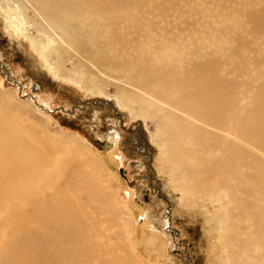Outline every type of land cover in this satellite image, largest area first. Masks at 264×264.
I'll return each mask as SVG.
<instances>
[{"label":"bare ground","instance_id":"6f19581e","mask_svg":"<svg viewBox=\"0 0 264 264\" xmlns=\"http://www.w3.org/2000/svg\"><path fill=\"white\" fill-rule=\"evenodd\" d=\"M0 8L36 30L44 48L35 52L54 74L88 94L113 85L119 107L155 121L183 206L220 203L208 225L225 228L221 264H264V0H0ZM238 23L262 44H240ZM33 111L0 91V228L37 236L48 258L10 250L0 264H145L130 249L135 220H121L113 185L89 168L90 147L52 135L46 121L27 123ZM151 249L165 250L154 238Z\"/></svg>","mask_w":264,"mask_h":264},{"label":"rangeland","instance_id":"374dc122","mask_svg":"<svg viewBox=\"0 0 264 264\" xmlns=\"http://www.w3.org/2000/svg\"><path fill=\"white\" fill-rule=\"evenodd\" d=\"M203 1L210 3V0ZM6 12V8L0 10L1 93L34 107L33 118L27 119L28 122L18 115L16 118L32 122L33 126H36L35 122L40 124L46 121L52 135L56 132L78 135L90 147L93 160H89V168L99 174L103 184L113 185L117 200L125 207L119 212L121 220L131 218L138 225H135L136 232L130 249L136 254L139 263L221 264L219 257L223 255V242H220V238L225 228L220 226L221 231L220 227L211 228L208 225L209 220L219 214L220 203L210 197L198 208L187 209L183 206L182 192L175 190L172 176L162 159L155 121L134 118L128 110L119 107L116 99L111 97L117 93L113 85L106 86L107 95L88 94L78 83L54 74L36 53L44 48L38 41L43 39L34 28L19 25L22 20L17 14L6 19ZM229 17L235 19L236 14L229 13ZM212 21L209 19L207 23ZM235 32L242 45L251 43L256 47L263 42V37H257L252 42L242 37V25L239 23L235 26ZM32 41L36 43L35 49ZM249 50L244 55L251 54L252 57L254 54L248 53ZM67 67L70 69V64ZM81 76V71H73V78ZM94 84L91 82L89 86ZM33 88L37 90L36 97L27 98V95H34ZM37 105L44 110H39ZM106 145L110 147L109 150ZM121 155L122 161L118 158ZM130 190L132 195L128 193ZM48 193L53 192L50 190ZM4 197L0 193V226L7 215V206L2 199ZM168 209L174 212L173 225L169 222ZM148 212L149 218H146ZM178 220L184 221V224L178 225ZM17 227V223H14L13 228ZM34 227L43 230L41 225L34 224ZM171 228L178 233H173ZM189 228L190 231L187 230ZM175 233L178 234L176 239L173 238ZM153 238L160 241L165 249L162 253L151 249ZM10 250L25 251L30 258H48L44 253V245L38 244L37 236L24 235L15 239L0 228V262L5 252L9 253Z\"/></svg>","mask_w":264,"mask_h":264},{"label":"flooded vegetation","instance_id":"af4514ba","mask_svg":"<svg viewBox=\"0 0 264 264\" xmlns=\"http://www.w3.org/2000/svg\"><path fill=\"white\" fill-rule=\"evenodd\" d=\"M177 222H178V225H181V226L184 224V221H182V220H178ZM187 230H188V229H187ZM171 231H172V232H173V231L177 232V231L174 230V229H172ZM171 234H172V233H171Z\"/></svg>","mask_w":264,"mask_h":264},{"label":"water","instance_id":"95a60500","mask_svg":"<svg viewBox=\"0 0 264 264\" xmlns=\"http://www.w3.org/2000/svg\"><path fill=\"white\" fill-rule=\"evenodd\" d=\"M98 144H100V145H103V143L102 142H97ZM144 198L146 199V197L144 196Z\"/></svg>","mask_w":264,"mask_h":264}]
</instances>
